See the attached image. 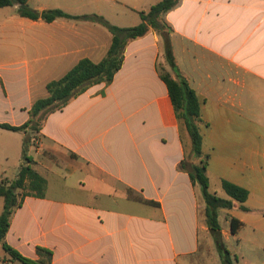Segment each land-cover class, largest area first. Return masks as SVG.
Instances as JSON below:
<instances>
[{"label": "crops", "instance_id": "obj_1", "mask_svg": "<svg viewBox=\"0 0 264 264\" xmlns=\"http://www.w3.org/2000/svg\"><path fill=\"white\" fill-rule=\"evenodd\" d=\"M159 1L27 4L131 27ZM161 19L176 68L199 101L208 191L228 199L222 180L247 191L243 203L218 209L217 220L220 212L237 219L234 237L241 229L264 233V0H178ZM110 44L97 23H47L0 8V124L26 123L48 82L80 59L98 63ZM167 67L175 79L162 37L149 28L125 44L109 84H93L46 114L37 132L0 128V181L29 166L46 182L42 198L24 196L11 214L0 264H23L4 246L29 260L46 249L50 264H220L200 189L180 167L185 143L160 77ZM220 232L224 243L230 231Z\"/></svg>", "mask_w": 264, "mask_h": 264}, {"label": "trees", "instance_id": "obj_2", "mask_svg": "<svg viewBox=\"0 0 264 264\" xmlns=\"http://www.w3.org/2000/svg\"><path fill=\"white\" fill-rule=\"evenodd\" d=\"M177 2L178 0H161L152 5L146 12L139 13V24L131 27H118L110 24L99 15L72 16L59 9L43 10L37 13L28 6L27 0H0V8L15 6L16 13L21 17L31 20L40 19L47 23L57 18L80 19L101 25L111 35L110 47L101 61L93 63L87 58L80 59L61 78L46 84L47 97L34 102L30 109V118L26 123L18 127L0 124V128L13 132L25 129L37 132L40 122L43 121L46 114L62 108L70 99L93 84L101 82L109 84L120 68L125 44L143 36L149 28L153 29L162 37L166 63L175 74V79L166 73L161 74L160 77L168 91L176 119L189 139L193 160L196 161L189 160L187 162L183 159L180 167L186 170L190 181L197 184L200 189L205 204V224L215 244L220 264H232V257L222 241L217 210L231 209L232 201L243 203L246 200L247 191L225 180L221 181V188L228 199L219 198L208 191V180L205 174L208 156L201 152L199 101L194 91L189 87L187 80L180 75L176 68L168 38L170 30L161 19L162 14L175 7ZM26 143L27 140L24 141V145ZM24 159L27 160V157L24 156ZM45 186V180L29 166H21L15 179L9 182L4 179L0 181V198L3 199V210L0 214V240L7 230L11 214L19 206L22 198L24 196L42 198ZM18 190H21V195L17 192ZM240 208L245 210L243 206ZM240 226L241 223L237 219L230 217V234H235ZM4 249L13 259L23 264H50L51 253L46 249H37V254L40 257L38 260L23 258L5 246Z\"/></svg>", "mask_w": 264, "mask_h": 264}, {"label": "rangeland", "instance_id": "obj_3", "mask_svg": "<svg viewBox=\"0 0 264 264\" xmlns=\"http://www.w3.org/2000/svg\"><path fill=\"white\" fill-rule=\"evenodd\" d=\"M187 66L190 64L187 62ZM192 66L191 68H193ZM202 68V66H200ZM190 68V69H191ZM162 74L166 73L171 76L170 69L167 67L162 70ZM41 123V122H40ZM182 136L185 143V157L186 161L193 160L192 154L190 152V143L187 134L183 129ZM229 218L225 213L220 212L219 214V224L223 229L229 232ZM224 246L229 251L232 257V264H264V233L251 232L249 229H241L238 232L237 237L230 234L226 236L224 241Z\"/></svg>", "mask_w": 264, "mask_h": 264}]
</instances>
